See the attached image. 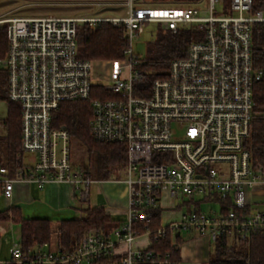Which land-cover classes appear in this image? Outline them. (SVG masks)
<instances>
[{
    "label": "built area",
    "instance_id": "2783aa9c",
    "mask_svg": "<svg viewBox=\"0 0 264 264\" xmlns=\"http://www.w3.org/2000/svg\"><path fill=\"white\" fill-rule=\"evenodd\" d=\"M201 3L203 0H194ZM151 7L135 0L121 4V16H16L6 22L7 50L0 59L6 72L8 99L20 106L22 152L32 154L23 166H0V195L12 199L16 184L65 183L82 202H89L96 179L73 160L72 139L63 127H53L52 112L62 102L90 97L89 129L98 141L121 142L126 162L115 177L126 190V218L106 232L84 234L71 251L24 253L18 243L10 254L19 264H177L169 253L150 249L153 241L181 230H196L211 241L220 234L243 238L250 228L264 229V168L248 148L253 116V88L264 74L252 58V28L264 23V4L253 10L252 0H205ZM83 4V3H81ZM101 21L121 25L127 39L123 57L93 62L78 56L76 27ZM175 32L193 26L201 37L186 55L169 62L167 74L146 83L143 58L132 43L148 24ZM106 79V83L99 82ZM98 86V87H96ZM105 94V95H104ZM182 134L173 137V125ZM121 178V179H119ZM198 195L218 209L194 207L176 220L148 227L151 211L163 209L164 197ZM228 199L221 211L214 199ZM190 204V202H189ZM193 205H195L193 203ZM196 206V205H195ZM140 224L144 230L138 231ZM146 236L145 247L135 240Z\"/></svg>",
    "mask_w": 264,
    "mask_h": 264
},
{
    "label": "trees",
    "instance_id": "16d2710c",
    "mask_svg": "<svg viewBox=\"0 0 264 264\" xmlns=\"http://www.w3.org/2000/svg\"><path fill=\"white\" fill-rule=\"evenodd\" d=\"M191 2L194 0H174V2ZM264 0H252V9L262 7ZM153 34L148 42L146 55L143 57V67L146 73L145 81L149 83L155 78L167 74L169 62L177 57L186 55L188 46L201 37V32L193 26H182L175 32L162 28L158 24H150ZM7 23L0 24V59L7 50ZM76 42L78 56L93 62H102L123 57L127 47V39L121 25H112L101 21L95 25L81 22L76 27ZM252 58L256 67H264V23H257L252 28ZM98 87V86H96ZM91 91L89 98L62 102L52 112L53 127L66 129L73 142L82 144L87 154L88 174L96 180H106L115 177L118 170L126 162L125 146L121 142L98 141L92 138L89 121L92 116ZM105 95V94H104ZM0 101L7 106L6 117L0 119V166L9 171L23 166L22 149L20 143V106L8 99L6 88V72L0 68ZM253 116L250 123V133L247 140L248 148L253 159L264 168V74L253 88ZM219 202L221 211L232 206L228 199L214 197ZM198 206V203L195 204ZM198 208V207H197ZM78 217L62 219L53 229L52 221L46 217L25 218L16 206H9L0 210V221L10 220L19 225L20 237L18 245L22 252H32L34 247L49 244L51 237H56L57 251H71L80 242L81 237L89 231L106 232L122 221L113 218L102 207L79 206ZM150 229H155L160 223L161 209L151 211ZM140 224L138 231H143ZM184 240L180 234L176 235L175 243L170 244L169 237L153 241L150 249L169 253L170 259L179 262V246ZM90 264H111L107 259H99ZM206 264H264V229L250 228L245 236L229 237L218 235L212 241Z\"/></svg>",
    "mask_w": 264,
    "mask_h": 264
},
{
    "label": "rangeland",
    "instance_id": "374dc122",
    "mask_svg": "<svg viewBox=\"0 0 264 264\" xmlns=\"http://www.w3.org/2000/svg\"><path fill=\"white\" fill-rule=\"evenodd\" d=\"M98 0H0V20L8 19L16 16H33V15H54V16H72V17H81V16H121L125 12V6L121 4H104L96 5L95 2ZM104 2H118L121 3L123 0H103ZM176 2V1H175ZM174 0H135L134 5L138 6H151V7H165L175 5ZM195 7L204 8L206 1L203 0L201 3L196 1H191ZM83 3V4H81ZM4 23V22H0ZM153 27L148 24L144 28V32L139 35V37L133 41L132 49L137 53L141 58L145 57L146 49L148 42L152 39L153 34L151 30ZM3 69V68H2ZM102 83H106V79L97 80ZM6 111V102L0 101V117L5 114ZM182 134V129L179 125H173V137L179 139ZM73 148V160L76 164H87V154L85 148L82 144L78 142L72 143ZM32 154L23 151L22 152V161L29 162L31 160ZM121 179V178H119ZM16 187V186H15ZM43 188V189H42ZM37 193V195H32L35 199L41 201L45 205L48 204L50 207H56L57 199L61 202V206H70V203L80 205V200L73 197V191L68 184L65 183H50L42 187ZM46 188L50 191L49 194H46ZM122 183L118 182H107L104 180L93 181L90 185L89 193V204L91 207L104 206L107 207L106 198L107 196H112L114 194L118 195L121 193ZM28 187L22 188L19 191V195L15 196L14 200H18L23 203H28L31 200V197H28ZM189 200L190 204H183V201ZM198 203V206L193 205ZM9 200L3 198L0 195V210H3L8 206ZM58 206V207H61ZM75 206V207H76ZM80 206H84L81 204ZM162 207L164 212L161 215V222L166 223L177 219L181 216L182 213H185L188 209H193L198 207L201 211L207 212L210 208L217 210L218 205L216 203H205L201 200V197L198 195L193 196H181V199L174 200L172 198L164 197V202ZM27 212L29 209L26 210ZM166 211V212H165ZM112 216L118 218H123L124 212H121L120 215L117 213L109 211ZM124 213V214H123ZM79 213L72 209L69 215L65 218L76 217ZM126 218V217H125ZM124 219V218H123ZM195 230L191 232H186L181 230L180 236L183 240H187L196 235ZM54 236V235H53ZM53 238V237H52ZM148 243L146 236L138 238L135 240V245L137 247H145ZM191 264V263H186Z\"/></svg>",
    "mask_w": 264,
    "mask_h": 264
},
{
    "label": "crops",
    "instance_id": "0c3cea01",
    "mask_svg": "<svg viewBox=\"0 0 264 264\" xmlns=\"http://www.w3.org/2000/svg\"><path fill=\"white\" fill-rule=\"evenodd\" d=\"M6 111H7V106H6ZM6 111H5V114L0 117V119H3L6 117ZM107 182H110V181H107ZM111 182H115V181H111ZM47 184H50V183H47ZM15 186L16 187L14 188L12 199H8L9 200L8 206L19 207L21 210L22 216L25 218L46 217V218L51 219L53 229L59 223L60 220L67 219L65 218V216L69 215L72 209L76 210L80 214L78 207L81 204L89 205L91 207L89 202L86 203L82 201H80L79 203L80 205L78 206H76V204H73V203H70V206L68 207L61 206V202L58 199H57L56 207H50L48 204L45 205L41 201L32 197V195H37L39 190L43 189V188L40 189L35 183H29V184L19 183V184H16ZM25 187H28V192H29L28 197H31V200L28 203H23L18 200H14L15 196L19 195V191ZM49 192L50 191L46 188V194H49ZM73 197L77 198L74 195V193H73ZM106 202H107L106 204L107 207H104V206L102 207H104L108 213H110L109 211L111 210L112 212L117 213L116 215L118 216L120 215L121 212H124L125 213V214L123 213L124 216H120V217H123L124 219L118 218L116 216H112L110 214L113 218L124 221L126 217V190H125L124 183H122L121 193L116 195L113 192L112 196H107ZM189 202H190L189 200H186V201H183V204L188 205ZM58 206H61V207H58ZM27 209H29L28 212L26 211ZM163 212H164V208L161 210V215L163 214ZM78 216L79 215H77L76 217ZM70 218H73V217H70ZM186 232H191V230L186 231ZM19 237H20V228L18 224L10 220L0 221V264H19L18 262L14 261V259H12L11 254H10V248L15 243H18ZM52 237H51V241L49 244H44L41 247H34L32 249V252L38 251V250L56 251V248H57L56 247V237L55 236H52ZM211 244H212V241L210 240L208 236L199 235L198 233H196L194 237L189 238L186 241L184 240L179 246V262L177 264H186V263L206 264L208 261ZM44 264H49V263H44Z\"/></svg>",
    "mask_w": 264,
    "mask_h": 264
}]
</instances>
